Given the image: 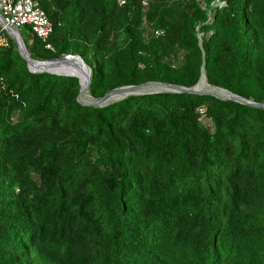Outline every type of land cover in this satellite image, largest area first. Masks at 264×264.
<instances>
[{"label": "trees", "instance_id": "trees-1", "mask_svg": "<svg viewBox=\"0 0 264 264\" xmlns=\"http://www.w3.org/2000/svg\"><path fill=\"white\" fill-rule=\"evenodd\" d=\"M37 1L53 50L26 27L30 57L81 42L94 98L204 73L197 87L264 103V0ZM7 38L0 264H264V107L188 92L82 104L78 77L31 72Z\"/></svg>", "mask_w": 264, "mask_h": 264}, {"label": "water", "instance_id": "water-1", "mask_svg": "<svg viewBox=\"0 0 264 264\" xmlns=\"http://www.w3.org/2000/svg\"><path fill=\"white\" fill-rule=\"evenodd\" d=\"M7 31L11 35V37L14 39V41H15V43L17 45V48L19 50L20 55L22 56L23 59H25L24 58V54L22 52V49L24 48V41H23L21 33L17 29H14V28H11V27H8ZM66 57H70L71 59H76L79 62V64L87 72V83H86L84 89H85L86 94L88 95V97H91L93 99V101L84 103L81 100V94H82L83 88H82V84H81V79H80V77L77 74L69 73V72H63V71H52V70H49L46 67L47 63L55 62V61H57L59 59H63V58H66ZM35 61L40 63L39 64V68L36 69V70H31L29 68V66H28L27 61H26L27 67H28V69L31 72H38V73L39 72H53V73H56V74H65V75H72V76L78 77L79 84H80V89H79V92H78V95H77L76 99H77L78 102H80L82 104H86V105L102 106V105H104V104H106V103H108L110 101L122 99V98H124L126 96L136 95V94L156 93V92H188V93H195V94H210V95L216 96L218 98L230 99V100H234V101H237V102H240V103L249 104V105H252V106H255V107H264V103H258V102H255V101H252V100H249V99H245V98L240 97V96L230 92L229 90L221 88V87H216V86L209 85L210 87H212L214 89H218V90L226 93L225 94L226 96H220V95H218V94H216L214 92L203 91V90L197 89L196 86L198 85L200 79L203 76L205 78L204 73H202V76L200 77L198 83L195 86H193V87H184V86L174 85V84H171V83L160 82V81H149V82L141 83V84H138V85L122 86V87L116 88L114 90H111L108 93H105L102 97L94 98L90 94H88V88H89L90 81H91V78H92V75H93V70L88 64H86V62L82 59V57L80 55H77V54H75V55L62 54L59 57L50 58V59H47V60H44V61H39V60H35ZM147 84H154V85L164 86V87H166V89L165 90H160V91H153V92H128V93H125V94H122V95L120 94L121 96H119L118 98H116L114 100H110V101L108 100V97L111 94H113V93L119 94V93H121L124 90L131 89V88H139V87H142L143 85H147Z\"/></svg>", "mask_w": 264, "mask_h": 264}, {"label": "built area", "instance_id": "built-area-1", "mask_svg": "<svg viewBox=\"0 0 264 264\" xmlns=\"http://www.w3.org/2000/svg\"><path fill=\"white\" fill-rule=\"evenodd\" d=\"M119 2L123 4L125 0ZM146 4L145 1L144 5ZM0 25V46L8 45V38L2 33L8 27L19 32L28 27L30 32L43 42L45 48L53 50L49 41L53 25L37 0H0ZM161 33L160 30L154 32L155 35ZM200 112H203V108Z\"/></svg>", "mask_w": 264, "mask_h": 264}, {"label": "bare ground", "instance_id": "bare-ground-1", "mask_svg": "<svg viewBox=\"0 0 264 264\" xmlns=\"http://www.w3.org/2000/svg\"><path fill=\"white\" fill-rule=\"evenodd\" d=\"M23 38V37H22ZM24 41V40H23ZM22 52L24 54V60L27 61L28 63V66L31 70H36L39 68V64L37 61L33 60L30 55H29V52L26 48V45L24 43V48L22 49ZM46 67L49 69V70H52V71H62L64 69H72V70H75V73L77 72V75L80 77L81 79V84H82V88H83V91H82V94L81 96H88L86 94V91L84 89L86 83H87V72L85 71V69L79 64V62L76 60V59H71L70 57H66V58H63V59H59L55 62H51V63H47L46 64ZM61 68L62 70H55V68ZM63 72H67V71H63ZM70 73V72H69ZM74 73V74H75ZM204 77V76H203ZM202 77V78H203ZM201 78V79H202ZM201 81V80H200ZM199 81V82H200ZM199 84V83H198ZM147 85H150V84H147ZM143 86H146V85H143ZM142 86V87H143ZM160 86V85H158ZM202 86H204V83L202 81V83L200 84V86H196L197 89L201 88ZM142 87H139V88H142ZM164 87V86H163ZM166 89V87H165ZM165 89H135V90H124L122 91L121 93L119 94H116V93H113L111 94L109 97H108V100H114L116 98H118L119 96H121L122 94H125V93H128V92H153V91H160V90H165ZM121 94V95H120ZM226 93L220 91L219 95H223V96H226L225 95Z\"/></svg>", "mask_w": 264, "mask_h": 264}, {"label": "rangeland", "instance_id": "rangeland-1", "mask_svg": "<svg viewBox=\"0 0 264 264\" xmlns=\"http://www.w3.org/2000/svg\"><path fill=\"white\" fill-rule=\"evenodd\" d=\"M0 28H1V25H0ZM5 33L8 35V36H10V38H12L11 37V35L8 33V31L7 30H5ZM5 34V35H6ZM6 35V36H7ZM13 39V38H12ZM14 40V39H13ZM81 53H83L84 55H85V57H87L88 59H90V52H87L86 51V49H85V45H82V43L81 42H71L68 46H66L65 48H64V52L62 53V54H72V55H75V54H77V55H80L81 56ZM61 54V55H62ZM82 57V56H81ZM82 59H83V57H82ZM84 60V59H83ZM85 61V60H84ZM86 62V61H85ZM86 64H88L87 62H86ZM55 70H62L61 68H55ZM62 71H67V72H70V73H75V70H72V69H64V70H62ZM75 74H77V72L75 73ZM201 80V79H200ZM91 82V81H90ZM206 82V81H205ZM210 84H208L207 82H206V87H205V85L204 86H202L201 88H199V90H203V91H210V92H214V93H216V94H218L219 95V93H220V90H218V89H214V88H212V87H210L209 86ZM148 86H151V87H153V88H147V89H165V87H163V86H158V85H154V84H150V85H146V86H143L142 88H144V87H148ZM212 86V85H211ZM115 89V88H114ZM114 89H110V90H108L106 93H108V92H110L111 90H114ZM135 89H138V88H131V89H127V90H135ZM88 94H90L89 93V90H88ZM91 95V94H90ZM221 96V95H220ZM223 96V95H222ZM82 101L84 102V103H87V102H91V101H93V99L91 98V97H88V96H82Z\"/></svg>", "mask_w": 264, "mask_h": 264}]
</instances>
